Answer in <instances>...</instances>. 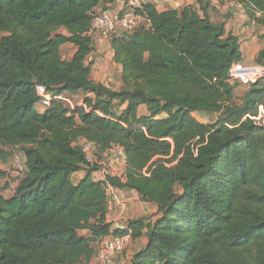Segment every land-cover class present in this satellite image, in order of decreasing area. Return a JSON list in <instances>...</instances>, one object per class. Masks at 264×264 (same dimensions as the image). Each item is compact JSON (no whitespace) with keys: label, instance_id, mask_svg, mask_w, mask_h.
<instances>
[{"label":"trees","instance_id":"obj_1","mask_svg":"<svg viewBox=\"0 0 264 264\" xmlns=\"http://www.w3.org/2000/svg\"><path fill=\"white\" fill-rule=\"evenodd\" d=\"M108 1L0 0V161L10 149L24 157L10 199L0 171V264L88 263L96 243L128 230L147 237L129 264H264V126L254 118L264 80L236 103L229 71L243 62L239 37L211 18L212 0L164 11L145 1L143 20L111 37L123 84L113 90L86 64L93 12ZM241 1L264 27V0ZM66 43L77 48L70 59ZM39 85L55 97L93 96L74 108L53 98L40 113ZM82 138L99 155L122 146L125 175L95 180L101 165L88 163ZM109 186L155 204V219L112 229Z\"/></svg>","mask_w":264,"mask_h":264},{"label":"crops","instance_id":"obj_2","mask_svg":"<svg viewBox=\"0 0 264 264\" xmlns=\"http://www.w3.org/2000/svg\"><path fill=\"white\" fill-rule=\"evenodd\" d=\"M147 2H152L156 5L157 9L160 11L175 9L181 10L184 6L187 5H195L196 0H145ZM239 3L241 0H234ZM110 1L104 2L102 7H106ZM223 0H212V4L214 9L210 10V16L214 21L224 22L226 25V29L229 32H232L240 39L241 51L243 54V62L248 65L259 64L256 62L257 57L260 52L264 49V27L259 24H254L250 21L249 17L242 16L240 18H236L234 14L236 13V8H224ZM249 16V15H248ZM93 39V50L90 55L86 59V64L91 68V78L98 83H102L103 85L113 89L120 90L122 88V80L121 73L122 68L119 64L114 61V52L111 46V42L98 43V39L100 37L99 33L92 32L90 33ZM77 48L71 44L66 43L61 47V53L64 59H70L76 52ZM67 52V54H65ZM94 58L92 62H89V59ZM109 61H113L114 65H116V71L113 72L111 68H109ZM247 86L241 85L235 88L236 92V103L241 104L244 92L246 91ZM62 95L69 96L72 99V103L74 102V98L81 97V100L77 103V107H85V97L93 96V94L85 95L83 92L77 93H69L65 92ZM74 108V106H73ZM127 108V104L115 105V110L117 112L124 111ZM36 109L40 113H44L46 111V107L40 103L36 104ZM139 116L149 115V111L146 105H141L138 110ZM206 120V117H203ZM106 153V152H105ZM104 154V153H103ZM102 163V162H101ZM115 161H112V171L111 175L114 176H124L118 173H115ZM125 170H126V165ZM85 171H81L76 173L73 176L75 182H79L85 175ZM101 174V176L98 175ZM126 173V171H125ZM94 176L99 180L104 175L101 169L94 172ZM17 185V184H16ZM16 185L13 187L15 188ZM15 193V191H14ZM109 200H110V210L108 213V220L112 223V229H126L128 227V222H121L122 218H128V216L132 215V219H135V216L139 217H150L156 214L157 206L155 204L141 201L139 194L135 190H126L111 187L108 190ZM5 196V195H4ZM140 200V202H139ZM111 215V216H110ZM136 217V218H137ZM84 234L87 235V233ZM88 236V235H87ZM135 242V243H134ZM147 243V237L144 234L142 237L133 240L132 244L138 245L136 248H131L128 252V257L131 260L132 256L135 252L139 251L142 247ZM97 243L95 247H97ZM134 247V246H133ZM124 254H117L116 264L117 262H126L123 258ZM93 259V258H92ZM92 261V260H91ZM90 261V262H91ZM85 264V263H84ZM124 264V263H123Z\"/></svg>","mask_w":264,"mask_h":264},{"label":"built area","instance_id":"obj_3","mask_svg":"<svg viewBox=\"0 0 264 264\" xmlns=\"http://www.w3.org/2000/svg\"><path fill=\"white\" fill-rule=\"evenodd\" d=\"M224 8H236L234 16L240 18L242 16L249 17L247 7L244 2H235L234 0H223ZM145 0H111L106 7L99 6L93 12L92 20V32L100 34L98 43L110 42L112 35L121 31H132L143 18L139 16L136 10L142 7ZM261 15L260 12L257 13ZM256 24L255 22H253ZM94 58L89 59L92 62ZM264 80V64L248 65L244 62L234 63L229 71V82L232 84L238 83L244 86H250L258 80ZM37 92L40 96L38 103L47 107L53 98L63 100L69 103L73 107L72 99L69 96L58 95L53 96L47 91L46 87L39 85ZM259 123L264 126V104L259 107V112L254 117ZM83 152L85 153L88 163L91 165L96 163L102 166L103 177L101 180H105L106 176L111 174L108 170L106 163L100 162L96 158V146L94 143L82 138L78 141ZM110 151L114 152V161H119L123 165H126L125 150L120 145H115ZM23 168H21L22 170ZM147 174V170L144 171ZM95 180H98L94 176ZM100 180V179H99ZM112 186H109L111 188ZM108 188V190H109ZM109 195V193H108ZM109 200V210H110ZM132 231L128 230V233L123 235H111L103 238L96 248L94 258L96 264H114L115 256L119 253H123L128 246L132 243Z\"/></svg>","mask_w":264,"mask_h":264},{"label":"rangeland","instance_id":"obj_4","mask_svg":"<svg viewBox=\"0 0 264 264\" xmlns=\"http://www.w3.org/2000/svg\"><path fill=\"white\" fill-rule=\"evenodd\" d=\"M59 31L62 32V33L67 34V31L65 29H63V28H61ZM2 35H3L2 32H0V37ZM65 54H67V52ZM109 64H110L109 65V68H111L112 71L115 72L116 71V65H114V62L113 61L112 62L109 61ZM239 86H241V85H239ZM73 100L75 102V103H73V106L74 107H77V105H78L77 103L81 100V97L80 96L79 97H76ZM198 115L200 116V114H198ZM215 120H216L215 117H213V116H207L205 121L213 122ZM10 150L13 152L12 156L10 157V159H8V161H5V162L0 161V171L6 173V176H5L4 180H3L4 181V184L9 183V186H10V187H8V189L6 188L5 191L3 192V195H5V197L8 198V199H10L14 195L15 188H13V187L17 184V180L20 177L19 171L21 172V168L24 169V165H23L24 157L21 154V152L20 151H16V150H12V149H10ZM95 156H96V158H97L98 161L106 163L107 168H108V170H110V173H111V171H112V166H111L112 164L111 163L113 161L114 152L113 151H108V152H106L104 154H101V155H99L98 153H96ZM115 162H116L115 165H114L115 168H116L115 173L124 175L125 174V171H126L125 170V166L121 162H119V161H115ZM98 175L101 176L100 173H98ZM177 190L180 191V188L177 187ZM140 199H141V201H143L142 198H141V196H140ZM139 202H140V200H139ZM132 215L128 216V218L127 217L126 218H122L121 219V222H128V221L130 222L132 220H138V219H141V218H146V217H139L138 218L137 216H135V219H132L131 218V217H133ZM147 219L150 220V219H155V218L153 216H150ZM81 233L84 234V232H81ZM137 246L138 245H136V244L133 245L131 243L130 246H128L123 253H120V254H124L125 255V257L123 259L126 262L121 261V262H117V264H123V263L124 264H129L131 260L129 259V257H128L127 254H128V252H129V250L131 248H136ZM95 248H97V247H95ZM116 257H117V255L115 256L114 264H116ZM85 264H96V260L93 257V259H92L91 262H88V263H85Z\"/></svg>","mask_w":264,"mask_h":264}]
</instances>
